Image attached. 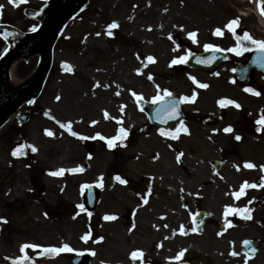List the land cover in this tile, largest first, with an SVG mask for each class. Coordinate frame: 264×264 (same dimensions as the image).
I'll return each instance as SVG.
<instances>
[{"label":"rangeland","instance_id":"rangeland-1","mask_svg":"<svg viewBox=\"0 0 264 264\" xmlns=\"http://www.w3.org/2000/svg\"><path fill=\"white\" fill-rule=\"evenodd\" d=\"M45 1L18 0L17 5H13L9 0H0V5L3 6L0 8V22L5 21L20 30L35 28L36 24L22 14L23 9L39 8ZM260 1L89 0L87 9L68 23L55 45L50 75L36 101L33 110L36 113L26 130L29 144L37 148L29 158V165L26 161L13 159L9 154L12 145L9 146L6 139L11 134V125L0 131V218H4L0 219V263L13 264L17 257L22 256L20 247L25 243L37 244L40 246L37 249L46 245L57 247L68 244L73 249L70 255L81 252L84 249L81 237L87 233V243L92 250L99 248L100 252L107 251L102 256H95L96 264H141V258L133 261L130 253L134 250L143 253L148 250L144 237L139 238L137 231H129L125 225L122 228L110 220L100 221L101 215L105 213L122 212L112 204L114 185L109 180L111 165L119 163L123 170L125 167L134 172L142 168L138 163L145 160L149 171L139 173L151 174L150 170L161 174H166L167 171L173 173L171 167H167V170L164 167L171 164L173 148H178L177 152L182 153V166L173 169L182 176V191L186 194L196 190L197 183L192 177L209 176L211 173L199 159L201 157L196 155V149L191 147L195 125H191L192 136L183 138L177 146L170 143L163 144L164 147L151 136L139 137L133 148L128 150V147L117 154V161L105 149V142L113 137L117 125L133 131L144 125V113L136 108L133 101L136 96L132 95L133 92L148 102L157 91L163 95L164 89L177 96L191 94L189 90L193 85L189 83L190 77L206 81V78L197 74L180 71L179 66H170V61L174 57L186 55L189 50H200L208 42L217 43L218 40L212 38V31L216 27H221L226 36L221 39V47L232 45L224 25L230 19L239 17V11L247 16L239 17V28L254 34H258L260 30L264 32V26L259 24L255 16V7L264 9ZM113 21L118 27L111 29L112 35L109 36L107 26ZM189 31H197V43H192L188 38ZM96 33L100 35L97 36ZM176 45L180 47L177 48ZM149 55L154 57L153 61L147 60ZM35 64L36 58H33L27 65L19 66L18 70L16 67L11 74V84L19 83L21 77L27 75ZM64 64L70 65L71 71L64 68ZM223 69L217 72L218 75L214 74L215 76L207 79L210 85L207 92L200 93L199 88L195 89L199 99L193 108L196 109L197 106L199 111L204 110L202 105L206 103L213 110L217 99L224 96L237 99L245 107H250L249 101L252 110L258 107L236 88L218 80L226 73ZM149 74L152 75V80L148 79ZM256 81L258 87L264 88L263 78L257 77ZM97 82L100 86L94 87ZM57 95L61 97L59 101L56 100ZM240 97L242 101L238 99ZM186 110L194 109L187 107ZM105 112L108 113L107 117ZM226 113L225 123L215 128L218 133L220 127L230 125L237 119V112L234 110L228 108ZM52 119L70 121L71 129L78 135L71 137V140H64V134L55 130L56 125L51 123ZM92 121L96 123L93 124ZM46 129L55 132L53 139H48ZM236 129V132L214 139L217 145L212 150L207 149V154H203L204 150H200L198 154L202 153L208 158H227L224 170L218 174L227 178L236 175L234 166L240 168L241 162H256L252 172H244L243 176L252 179L264 172L260 168L264 165V133L255 139L242 134L244 143L239 146L240 156L237 159L228 155V151L233 154L230 145L228 146L232 134L241 133L239 126ZM20 133L24 134V130H19L16 136ZM97 133L106 139H100ZM14 138L15 135L11 134L8 142H13ZM82 138L95 142L92 156L81 145ZM58 154V158L53 159ZM57 166L80 167L84 172L80 177L73 174L74 176L65 178L68 187L63 191L65 184L50 181L48 176L43 175L44 171ZM220 179L226 181L225 178ZM84 180L88 184L105 182L93 219L75 209L81 202L77 186ZM40 188H44L43 191L39 192ZM36 191L39 194L37 196ZM247 192L256 206L251 212L252 218L236 224L231 232L222 235L221 245L211 242L212 230L209 229L201 236H191L185 221L181 250H188L186 254L204 258L194 264H224L227 254L229 260V254L233 251L239 255L237 246L242 239H258L262 242L258 255L249 260L248 264H264V190L259 192L248 189ZM58 200L69 204V213L55 218L53 212L45 215V211L52 208ZM186 200L189 198L186 197ZM213 201H217V198L212 199L211 208L218 216L220 206L213 204ZM184 212L188 214L190 210ZM97 235L104 238L103 246L94 247L97 243L94 237ZM31 252V248H27L24 253L31 256ZM240 258L244 261L241 255ZM47 264H69V261L65 255H55Z\"/></svg>","mask_w":264,"mask_h":264},{"label":"flooded vegetation","instance_id":"flooded-vegetation-1","mask_svg":"<svg viewBox=\"0 0 264 264\" xmlns=\"http://www.w3.org/2000/svg\"><path fill=\"white\" fill-rule=\"evenodd\" d=\"M247 52L244 51L239 57L238 60L244 62L247 57ZM233 69H231V74H233ZM261 92V90H259ZM264 113V106H263ZM213 115H207L204 117L194 116L192 117L191 123H194L197 128L196 135L202 133L203 135L197 136V143H206L208 141V137L204 134L208 135V130L213 129L218 123L213 126L207 127L203 125V119ZM221 118V121L227 119L225 114L218 115ZM190 120V116L186 117ZM243 125L242 132L248 133L249 135H255L256 125L254 117H251L246 113H238L236 121L232 123L233 127H238L239 125ZM13 128L17 130H21L22 127L14 124ZM149 131H151L149 129ZM147 131L146 134L149 133ZM64 134V140L69 139V135L67 133ZM129 143L134 144L137 142L138 137L136 136L134 131H131L129 136L127 137ZM119 146L120 142L117 140L115 142V147L113 148V158L117 161V154H119ZM123 150V149H122ZM199 150V149H197ZM59 154L55 156L53 159H57ZM116 157V158H115ZM130 161V160H129ZM145 162V160H144ZM144 162H139L142 168L140 170L129 171L124 167H121L119 163L113 164V177H111V181L114 183L112 204L116 207V209L122 210L113 212L112 215L116 217V219L112 220L113 224L115 223L118 226L123 228V225L126 226V229H132L134 231L138 230L139 236L144 237L146 240V245L148 246V251L146 254V262L147 264H178L180 262H188L189 264H194L195 261L201 262L204 258L201 256H193L190 255L185 258H181L179 261L175 259L176 255L181 251L182 244V232L180 231L181 226H183L184 221V210L190 208H194L195 212L202 210V204L204 202V196H195L194 202L189 204H184L182 201V191H181V175H162V174H154L147 175L144 173H139L140 171H148V166ZM210 161L208 162V166ZM159 168V166H158ZM161 169V168H160ZM119 175L122 179L126 180V184H121L118 180L115 179V176ZM54 176H52L53 178ZM194 181H200L201 185L198 191L201 194H204L203 191L208 187H212V180L209 176L197 177L194 176ZM212 178V177H211ZM64 185L62 187L63 191H66L68 184L65 181V178L62 177L60 180ZM12 186L9 185L8 188ZM226 184H222L219 186V189L222 193H229L230 188ZM7 188V189H8ZM44 188H41L43 191ZM120 189L125 190L124 192L120 191ZM8 195V194H6ZM55 195L57 196V192L55 191ZM147 200V203L144 201ZM70 206L64 201L58 200L52 208L45 211L47 214L50 212L60 213L65 215L69 212ZM133 224L135 227L133 228ZM219 222L211 221L209 228L213 230H217L219 226ZM227 228L229 226L227 225ZM226 230L222 231L225 232ZM200 234V233H199ZM139 237V238H140ZM143 239V238H142ZM211 242H215L216 244H220V241L217 240L216 237L211 238ZM216 240V241H215ZM87 246L86 243H84ZM104 243L101 245L103 246ZM106 250L102 252L97 248L96 254L102 256ZM226 260H224V264H244V261L241 260L240 254L236 256H232L229 254L231 260L228 259V254L226 255ZM242 257V256H241ZM200 258V259H197ZM243 258V257H242Z\"/></svg>","mask_w":264,"mask_h":264},{"label":"water","instance_id":"water-1","mask_svg":"<svg viewBox=\"0 0 264 264\" xmlns=\"http://www.w3.org/2000/svg\"><path fill=\"white\" fill-rule=\"evenodd\" d=\"M88 0H48V2L40 10H25L24 15L32 20L39 22V29L31 33H22L10 26L0 25V37L7 43L8 48L0 57V128L9 120V118L24 104L31 105L35 98L39 95L42 86L46 80L47 74L51 67L52 50L57 38L62 33L66 24L77 14L82 12L87 6ZM11 33V35H8ZM216 53V52H215ZM214 51L192 55L186 62L189 69L210 70L215 68L220 60L219 55ZM38 55L39 61L33 74L21 86L12 92H5V85L9 78V72L12 64L23 59L25 62L31 57ZM215 57L210 65L197 62V58L206 59ZM264 57V51L259 52L253 57V67L264 73V63L261 58ZM240 80V77H238ZM170 99V98H169ZM157 102L153 109L155 111V119L161 125L166 124L168 120L167 111H159L161 105L168 101ZM31 100L32 103H28ZM139 107L142 103L137 101ZM180 110V106L178 111ZM23 123L28 118V112L20 115ZM180 113L178 117H180ZM218 168V163L215 164ZM88 202L87 209L92 210L98 199V191L95 188H88L86 193ZM248 248L250 246H247ZM253 255L251 250H248ZM71 264H92L89 255H76L71 258Z\"/></svg>","mask_w":264,"mask_h":264},{"label":"snow or ice","instance_id":"snow-or-ice-1","mask_svg":"<svg viewBox=\"0 0 264 264\" xmlns=\"http://www.w3.org/2000/svg\"><path fill=\"white\" fill-rule=\"evenodd\" d=\"M20 2H27V0H20ZM9 3H12L13 5H17L18 3V0H9ZM3 6L0 5V8H2ZM262 12H264V9H262ZM240 25V18L239 17H236V18H232L230 19L225 25H224V28L230 30L233 34V36L235 37L236 39V45L234 47H229L228 49H226L227 51L229 52H232V53H235L236 55H241L243 51H249L250 48H249V43L254 46L255 48H257L258 50H261V51H264V39H255L248 31H244L242 36L241 35H237L236 34V29L237 27H239ZM108 35L111 36L112 35V32H111V29H114L116 27H118L117 23L115 21H113L112 23H110L108 26ZM181 28H183V26L181 25L180 26ZM33 31L35 30V28L32 29ZM8 35H11V33H9ZM97 36L100 35V33H96ZM213 35H216V36H223L224 35V31L221 27H216L213 31ZM187 36L188 38L192 41V43H197L198 40H197V31H189L187 32ZM171 34H169V39H171ZM177 48L180 47V45H176ZM204 49L205 50H213V51H225V49H222V48H219L217 45L213 44V43H206L204 44ZM175 50V49H174ZM139 59V57H138ZM215 59V57H209V58H206V59H200V58H197V62L198 63H202V64H211L212 61ZM147 60L148 61H153L154 60V57L149 55L147 57ZM188 61V55H180L179 57H174L171 61H170V66L172 65H179V64H183V63H186ZM261 63H264V57L261 58ZM64 68H66L68 71H71V66L68 65V64H64L63 65ZM137 72H140V69H137ZM218 75V73H217ZM152 75L149 74L148 75V79L149 80H152ZM190 79L193 80L194 83H198L199 84V87L200 88H208L209 85L207 83H200L196 80L195 77H190ZM99 82L96 83V85H94V87H99ZM108 85H104V87H107ZM157 89H159V85L156 86ZM164 94L163 95H160V92L157 91V94L155 96L152 97V102L153 103H156L158 101H164L165 100V97H171L172 96V93L170 91H168L167 89H164ZM245 92H248V93H253L257 96H259L261 93L259 91H257L256 89L254 88H251V87H248V88H245L244 89ZM117 95H119V92H117ZM133 96H136L137 99H142V97L138 96L135 92L132 93ZM61 99V97L59 95L56 96V100L59 101ZM196 100V93L193 92V94L191 96H188V95H181L179 97V100H170V101H165L162 105H161V108L158 109V112L159 111H167L168 112V118L169 119H174L176 116L179 115V111H178V108H179V104L181 102H194ZM28 103H32L31 100L28 101ZM218 104L221 106V107H224L226 105H235L236 108H240L241 105L238 104L235 100H232V99H220L218 100ZM121 111H123V108H121ZM105 117L108 116V113L105 112ZM59 123V122H58ZM93 124H95L96 122L95 121H92ZM256 125H258V127L256 128V131L257 132H260L262 128H264V115H262L259 119H257L255 121ZM62 128L64 127H67L69 129V131H71V124L69 123L68 125H65V124H61L60 125ZM46 131V134L48 136H52L53 133L49 130H45ZM184 132V133H188L189 129L187 128V126H185L184 124V121L181 120L180 123H179V126L176 128L175 132H169L167 133V135L171 136L173 139H176L177 138V135L176 133H179V132ZM213 131H216L215 129ZM223 131L225 133H231L233 132V127L232 126H227L223 129ZM71 134L73 136H77L78 134L76 132H71ZM128 130L125 129L124 127H121L117 133V135L111 137L110 139H107V147L109 149H112L115 147V142L117 140H120L122 141L125 137L128 136ZM161 134H164L163 133V130H161ZM97 136H100L99 133H97ZM95 137H93L94 139ZM100 139L104 140L106 139L105 137L103 136H100ZM235 139L237 141H240L242 139V137L237 134L235 135ZM25 148H31V151L33 153H35L37 151V148L35 146H32V145H24V144H21L19 145L17 148H15L11 155L13 157H17V156H22L24 155V149ZM182 155V153L180 154ZM180 155L177 156V160L179 161L180 160ZM244 167L245 168H248V169H252V168H255L256 165L251 163V162H245L244 164ZM261 169H264V165H261L260 166ZM237 170H239V166H237ZM66 170L64 168H60L59 170L57 171H53V172H50L49 174L52 175V176H60V175H63L64 172ZM67 171L69 172H78V171H83L82 168H79V167H76V168H70V169H67ZM115 179L118 180L121 184H126L127 181L122 179L119 175L115 176ZM261 180L264 181V177H261ZM258 185L256 184H249L247 181H245L243 184H241L240 186V189L238 192H234L233 195L236 197V198H239L240 196L244 195L245 194V189L246 188H249V187H257ZM260 186L264 187V183H262ZM148 201L145 200L144 203H147ZM249 203H251V201H249ZM79 208H81L83 210V205H78ZM251 212L252 210L250 208H234V207H229V206H226L225 209H224V214L225 216H227L229 213H237V214H241L243 213V218L245 220H248V219H251L252 216H251ZM45 215H47V213H45ZM89 215H91V213H89ZM0 219H4V218H0ZM104 219L105 220H114L116 219V217L114 215H105L104 216ZM4 222H7L6 220ZM225 224L228 225V226H231L232 224V221L231 220H226L225 221ZM135 227V225L133 224V228ZM132 229H129V231H131ZM180 231L183 233L184 232V228L183 226H181L180 228ZM191 231L192 232H196L197 231V228L196 227H192L191 228ZM217 235H222V233H217ZM89 238L88 234H85L84 236L81 237V239L87 241ZM99 240H103V237H99ZM246 245H251V241H245L244 242ZM40 247L39 245L37 244H22L21 247H20V252L21 253H24L25 252V249L27 248H31V249H36ZM251 252L254 254L256 249L255 248H251L250 249ZM45 252H49V253H57V252H62V251H73V249H71L69 247L68 244H64L62 248H56V247H50V248H45L44 249ZM186 250H181L175 257V259L177 261H179L181 259V257L184 256V253H185ZM131 255V258L133 259V261H135L137 258H141V264H143V256H144V253L140 250H134L130 253ZM232 256H236L238 255L237 252L233 251L231 253ZM30 258L27 256V254L23 255V256H20V257H17L16 261L13 262V264H27V262H29ZM103 264V262H102ZM244 264H248V260L247 258L245 259L244 261Z\"/></svg>","mask_w":264,"mask_h":264},{"label":"bare ground","instance_id":"bare-ground-1","mask_svg":"<svg viewBox=\"0 0 264 264\" xmlns=\"http://www.w3.org/2000/svg\"><path fill=\"white\" fill-rule=\"evenodd\" d=\"M262 1H264V0H262ZM260 24H262V26H264V24L261 22V20H260Z\"/></svg>","mask_w":264,"mask_h":264}]
</instances>
